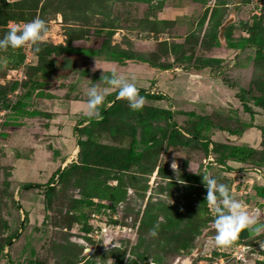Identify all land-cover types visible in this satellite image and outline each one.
Segmentation results:
<instances>
[{
    "label": "rangeland",
    "instance_id": "374dc122",
    "mask_svg": "<svg viewBox=\"0 0 264 264\" xmlns=\"http://www.w3.org/2000/svg\"><path fill=\"white\" fill-rule=\"evenodd\" d=\"M263 7L264 0H0V38L37 17L48 29L38 54L30 44L0 49V88L12 103L38 80L53 98L36 99L37 109L62 105L86 114L85 102L67 106L87 101V88L103 71L163 96L145 99L137 111L118 98V111L88 139L77 138L79 116L69 114L61 122L64 142L55 144L62 150L41 140L48 121L28 106L19 114L0 109V264H264V234L242 243L250 249L238 262L234 243L221 247L207 237L215 213L201 177L228 185L244 204L248 189L264 183V166L246 163V174L237 176L217 164L229 139H262L251 145L264 153V109L253 103L264 99ZM67 44L86 50L63 56ZM15 59L21 64L11 70ZM51 59L54 66L42 73ZM148 107L169 111L171 126L165 115L144 119ZM132 141L140 159L126 170ZM71 161L79 167L59 182L58 170ZM26 183L42 187L25 190ZM93 186L101 188L93 197L104 207L91 213L85 201ZM260 213L263 207L259 219ZM89 223L98 231L88 237Z\"/></svg>",
    "mask_w": 264,
    "mask_h": 264
},
{
    "label": "clouds",
    "instance_id": "9594fccd",
    "mask_svg": "<svg viewBox=\"0 0 264 264\" xmlns=\"http://www.w3.org/2000/svg\"><path fill=\"white\" fill-rule=\"evenodd\" d=\"M47 30L46 22L38 17L24 22L22 26H13L0 38V49H16L30 44L33 53L38 54L41 51L40 42L44 41ZM112 88L117 89L118 98L125 100L131 110L137 111L143 107L145 98L139 94L134 80L125 79L116 71L107 75L103 71L100 81L93 83L86 90V115L89 120L102 118L100 106L105 101L106 93ZM201 177L206 188L205 201L215 213L212 223L216 231L211 238L218 246L230 245L244 230L248 231L249 238L264 234V219L258 218L259 210L248 211L243 202L233 198L229 186L218 182L215 177L207 174ZM158 229L157 223L149 230V234L156 237Z\"/></svg>",
    "mask_w": 264,
    "mask_h": 264
},
{
    "label": "trees",
    "instance_id": "16d2710c",
    "mask_svg": "<svg viewBox=\"0 0 264 264\" xmlns=\"http://www.w3.org/2000/svg\"><path fill=\"white\" fill-rule=\"evenodd\" d=\"M264 8V7H263ZM264 27V26H263ZM110 31H107L105 33L106 36L110 35L109 33ZM100 33H98V35H96L95 38H99ZM104 39V37H103ZM95 41V40H94ZM93 41V42H94ZM93 42H91V45L93 44ZM95 44V43H94ZM86 50V47L83 46H74L72 44H67L62 52H63V56H72V55H80L81 53H84V51ZM87 52H91L90 49H87ZM261 53V50L258 49L256 50V54L259 55ZM116 58H109L108 60L113 61ZM127 61H124V64ZM55 63V59H51L48 62V69L47 67H41V71L42 73H48L47 70H50L49 67L54 66ZM21 64V60H13L9 66V69L11 70H17L19 68ZM46 83L42 82V81H38L35 80L33 81L27 91L23 94H21V97L15 102L12 103L11 101H9L7 99V93L0 88V109H2V111H8V112H12V113H18L21 112L28 106L30 108L29 114L30 115H37L40 116L42 118H49V115L43 112H40L38 110H36L34 108V101L36 99H51L53 98L52 95H48V94H44L43 92V88L45 86ZM139 94L142 95L145 99L150 100V101H157L163 98V96H159V95H155L147 90L144 89H138ZM118 96H117V91L113 92L111 94H108L105 98V101L103 103L102 106H100V115L102 116L101 119H95V120H89V118L87 117V115L84 116H79L78 120L76 122V126L74 127V133L75 135H77V138L80 137H86V139H88L90 137V134L93 130V128H97L99 126H101L102 124L107 122V118L110 117L112 114L116 113L119 109V103L117 101ZM264 99L262 98H256L253 99V103L255 106H259L261 108L264 109ZM246 102H243V110L246 113H250L251 110L248 107V105H246ZM146 114L144 115V119H152L155 118L156 116L159 117H163L165 115L166 120H168V126H171V118L172 115L169 111H165V110H160V109H154L153 107H148L146 109ZM28 114V113H27ZM25 116V115H24ZM6 127H11L14 128L16 127L15 125H11L10 122L6 124ZM77 133V134H76ZM79 133V135H78ZM233 134L237 135L240 134L241 132L239 131H232ZM261 136L264 140V126L261 127ZM7 137V135L5 136ZM208 141V140H207ZM227 155L225 153V158L220 157V159H222L224 162L227 160V158L237 161L239 163H243V164H250L251 166H264V158H262V156L264 155V153L259 152L258 150L252 149V148H248L245 146H228L227 148ZM140 159V156L136 154V142L132 141V143L130 144V147L128 149V151L126 152V156H125V165L124 168L126 170H129V167L133 166L134 163H138ZM223 161H219V163H217L221 168H223V170H225L226 172H238L242 169H234L231 167H228L226 165V163H224ZM248 165V166H250ZM79 165H77L76 163H74L73 161L70 162V165L68 167L63 168V170H58L57 172V177H58V181L62 182L64 181L66 178L69 177L70 173L72 172V170L78 168ZM255 168V167H254ZM255 170V169H253ZM257 170V169H256ZM23 189L25 190H29L32 188H41L42 185L40 184H36V183H26L23 186ZM49 187H46V193L49 195V192L52 189H48ZM51 188V187H50ZM117 189V187H115ZM114 188V189H115ZM113 189V190H114ZM101 188L99 187H90L88 188L89 191V196L86 199L85 203L89 206L92 207V210L90 211L91 213L94 212H98L101 208H103L104 206L102 205V201L104 199L101 198H105L103 195L100 196V201H96V199H94L93 196H99V194L97 193L98 191H100ZM255 191V192H254ZM253 192L256 193L257 195H259L261 198L264 199V187L261 188H253ZM82 203V202H81ZM256 205L258 204V201L256 202H252L251 205ZM47 206V203H46ZM47 208V207H46ZM26 219V217L23 218L22 222H24ZM80 219H87L88 221L91 220V214H81L80 215ZM112 223L113 225H116V222L114 220V217H112ZM93 225L91 223H89V226H87L86 228H84V233L89 234L93 231H98L96 229H94L92 227ZM247 236L245 239H236L234 240L232 243H234L235 245L237 244H242L248 241L249 236H248V231L245 230ZM18 234H20L19 232L15 233L13 235V237L17 238ZM260 264V263H259Z\"/></svg>",
    "mask_w": 264,
    "mask_h": 264
},
{
    "label": "crops",
    "instance_id": "0c3cea01",
    "mask_svg": "<svg viewBox=\"0 0 264 264\" xmlns=\"http://www.w3.org/2000/svg\"><path fill=\"white\" fill-rule=\"evenodd\" d=\"M41 100V99H40ZM80 102H85L86 103V97H83L82 98V101L81 100H72L69 102V105L67 106L69 108V110L71 108H73L77 103H80ZM62 105L57 108V110L55 111H50V112H46V111H41V109H37V107L34 106V108L40 112H43V113H46L49 115V118L46 120L47 123H45V125H42L40 126V129H39V136L41 138V140L45 143V145L47 144L50 145L51 148H53L54 150L58 149V150H62L63 147H55V144H58L59 146H62L64 140L61 135V132L60 131L62 129V121L64 120H67L68 117H69V114L73 116H84L86 114H80V113H74L73 112V109H71V111L69 112H66V110L63 111L64 108H61ZM58 111V112H57ZM232 133V132H231ZM73 134V133H72ZM233 136H235V134L232 133ZM230 141L227 142V144L229 146H245V147H248V148H252V149H256V146H253L251 144H256L259 140L261 141L262 139H256L255 142L253 141H248L247 139H237V141L235 142V139H229ZM49 147V148H50ZM216 156V155H214ZM226 164L228 163L229 166H231V168H234L235 170L236 169H242V168H245L246 166H244L245 164H242V163H239L237 161H234V160H231L230 158L226 160L225 162ZM231 173H235V175L237 176H243L242 174H246L244 172V170H241V171H238V172H231ZM257 188H261V187H264V183L260 184V185H257L255 186ZM254 187V188H255ZM255 192V191H254ZM253 192V188L250 187L247 191V202L245 204L246 206V209H249V211L251 212H255L257 210H259L260 207H263V210H264V199L261 198L259 195H257L256 193ZM238 194H240L238 192ZM258 201V204H254L253 206H251L250 204L252 202H256ZM261 214V217L264 215L262 213ZM260 217V219H261Z\"/></svg>",
    "mask_w": 264,
    "mask_h": 264
},
{
    "label": "built area",
    "instance_id": "2783aa9c",
    "mask_svg": "<svg viewBox=\"0 0 264 264\" xmlns=\"http://www.w3.org/2000/svg\"><path fill=\"white\" fill-rule=\"evenodd\" d=\"M96 233H97V231H96ZM249 249L250 248L247 245H243V244L242 245H240V244L236 245L235 246V252H233V256H235V262L240 261L242 256L245 253H247ZM219 262H220V264L223 263L222 259Z\"/></svg>",
    "mask_w": 264,
    "mask_h": 264
},
{
    "label": "flooded vegetation",
    "instance_id": "af4514ba",
    "mask_svg": "<svg viewBox=\"0 0 264 264\" xmlns=\"http://www.w3.org/2000/svg\"><path fill=\"white\" fill-rule=\"evenodd\" d=\"M214 230H215L214 228L209 230L207 237H211L213 235L212 233H215V232H213ZM244 235H246V232L244 233Z\"/></svg>",
    "mask_w": 264,
    "mask_h": 264
},
{
    "label": "water",
    "instance_id": "95a60500",
    "mask_svg": "<svg viewBox=\"0 0 264 264\" xmlns=\"http://www.w3.org/2000/svg\"><path fill=\"white\" fill-rule=\"evenodd\" d=\"M79 144V141H77V145ZM70 161V160H69ZM246 236H247V234L246 235H244V234H239V237L238 238H240V239H245L246 238ZM191 259V258H190Z\"/></svg>",
    "mask_w": 264,
    "mask_h": 264
},
{
    "label": "bare ground",
    "instance_id": "6f19581e",
    "mask_svg": "<svg viewBox=\"0 0 264 264\" xmlns=\"http://www.w3.org/2000/svg\"><path fill=\"white\" fill-rule=\"evenodd\" d=\"M87 252H90V250H86Z\"/></svg>",
    "mask_w": 264,
    "mask_h": 264
}]
</instances>
